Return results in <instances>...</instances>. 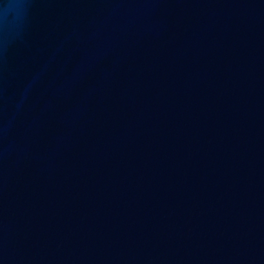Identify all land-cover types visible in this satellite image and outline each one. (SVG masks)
<instances>
[{
    "label": "water",
    "instance_id": "1",
    "mask_svg": "<svg viewBox=\"0 0 264 264\" xmlns=\"http://www.w3.org/2000/svg\"><path fill=\"white\" fill-rule=\"evenodd\" d=\"M0 264H264V0H0Z\"/></svg>",
    "mask_w": 264,
    "mask_h": 264
}]
</instances>
